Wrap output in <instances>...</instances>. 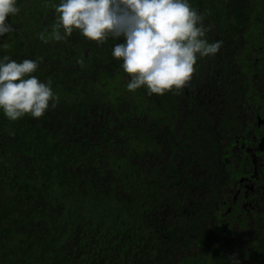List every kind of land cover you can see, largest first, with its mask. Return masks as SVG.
<instances>
[{
    "label": "trees",
    "instance_id": "1",
    "mask_svg": "<svg viewBox=\"0 0 264 264\" xmlns=\"http://www.w3.org/2000/svg\"><path fill=\"white\" fill-rule=\"evenodd\" d=\"M58 3L17 0L14 31L0 38V58H40L33 75L57 96L38 119L0 112V264H229L234 254L249 264L229 238V255L205 256L222 237L217 118L201 113L211 61L198 60L179 92H130L111 55L120 40L51 38ZM189 3L227 55L235 22L251 29L241 0Z\"/></svg>",
    "mask_w": 264,
    "mask_h": 264
},
{
    "label": "clouds",
    "instance_id": "2",
    "mask_svg": "<svg viewBox=\"0 0 264 264\" xmlns=\"http://www.w3.org/2000/svg\"><path fill=\"white\" fill-rule=\"evenodd\" d=\"M53 7V40L63 41L76 31L97 46L109 38L121 41L111 55L121 61L130 92L141 87L148 95L179 92L197 61L214 56L221 46L206 38L210 26L189 0H59ZM19 11L17 0H0V38L14 31L6 18ZM39 60L0 58V112L10 121L26 115L38 119L56 106L51 81L33 75ZM228 260L240 264L235 256Z\"/></svg>",
    "mask_w": 264,
    "mask_h": 264
},
{
    "label": "flooded vegetation",
    "instance_id": "3",
    "mask_svg": "<svg viewBox=\"0 0 264 264\" xmlns=\"http://www.w3.org/2000/svg\"><path fill=\"white\" fill-rule=\"evenodd\" d=\"M241 2L251 29H238L237 20L229 55L221 45L217 55L204 59L211 61L212 69L204 78L206 109L201 113L216 117L218 124L215 162L220 167L216 180L221 234L232 236L239 245L238 257H251L250 264L255 257H264V0ZM210 101L215 102L213 107Z\"/></svg>",
    "mask_w": 264,
    "mask_h": 264
},
{
    "label": "rangeland",
    "instance_id": "4",
    "mask_svg": "<svg viewBox=\"0 0 264 264\" xmlns=\"http://www.w3.org/2000/svg\"><path fill=\"white\" fill-rule=\"evenodd\" d=\"M214 36H213V38H215V33L213 34ZM220 52V49L218 50V52L215 54V55H217L218 53ZM211 58V57H210ZM127 78H125V80H126ZM221 232H223V231H221L220 230V233ZM218 233H219V230L213 235V237H215V240H214V243H215V245L213 244V245H210V246H207V252L205 253L206 255L205 256H212V253L214 252V249L216 248V250H218L220 253L219 254H221V257H226L227 255H229V253H230V249L228 248L229 246L228 245H230V244H232V243H228V245H226L225 247L223 246L222 247V245L225 243V241H226V238H232V236H230V235H228V236H226V238L225 237H221V235H218ZM220 239H221V241H220ZM235 244V243H234ZM242 244H244L243 242L241 243V246H243L244 247V249H245V252L246 253H248V247H246V246H244V245H242ZM196 250H197V248L193 245L192 247H190L189 249H187L186 250V252H187V254L189 255V254H192V256L194 255V253L196 252ZM234 255H236V254H234ZM233 255V256H234ZM196 256H199V255H196ZM175 259L177 258H180V257H174ZM214 264H216V263H214ZM250 264H257V261H253V262H251Z\"/></svg>",
    "mask_w": 264,
    "mask_h": 264
}]
</instances>
